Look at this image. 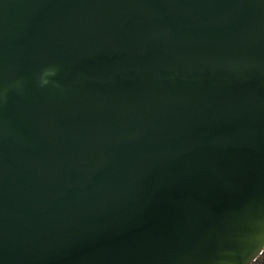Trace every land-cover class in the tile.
Here are the masks:
<instances>
[{
  "label": "water",
  "instance_id": "water-1",
  "mask_svg": "<svg viewBox=\"0 0 264 264\" xmlns=\"http://www.w3.org/2000/svg\"><path fill=\"white\" fill-rule=\"evenodd\" d=\"M263 252L264 0H0V264Z\"/></svg>",
  "mask_w": 264,
  "mask_h": 264
},
{
  "label": "rangeland",
  "instance_id": "rangeland-1",
  "mask_svg": "<svg viewBox=\"0 0 264 264\" xmlns=\"http://www.w3.org/2000/svg\"><path fill=\"white\" fill-rule=\"evenodd\" d=\"M256 264H264V252H263V254L257 259Z\"/></svg>",
  "mask_w": 264,
  "mask_h": 264
},
{
  "label": "clouds",
  "instance_id": "clouds-1",
  "mask_svg": "<svg viewBox=\"0 0 264 264\" xmlns=\"http://www.w3.org/2000/svg\"><path fill=\"white\" fill-rule=\"evenodd\" d=\"M45 83L47 82V81H44Z\"/></svg>",
  "mask_w": 264,
  "mask_h": 264
},
{
  "label": "flooded vegetation",
  "instance_id": "flooded-vegetation-1",
  "mask_svg": "<svg viewBox=\"0 0 264 264\" xmlns=\"http://www.w3.org/2000/svg\"><path fill=\"white\" fill-rule=\"evenodd\" d=\"M256 264V263H255Z\"/></svg>",
  "mask_w": 264,
  "mask_h": 264
}]
</instances>
